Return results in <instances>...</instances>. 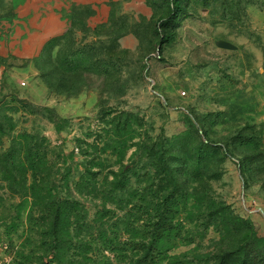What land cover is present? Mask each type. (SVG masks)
I'll return each instance as SVG.
<instances>
[{"label":"rangeland","instance_id":"1","mask_svg":"<svg viewBox=\"0 0 264 264\" xmlns=\"http://www.w3.org/2000/svg\"><path fill=\"white\" fill-rule=\"evenodd\" d=\"M181 3L165 29L169 0H0V264H239L235 218L264 238V0Z\"/></svg>","mask_w":264,"mask_h":264},{"label":"trees","instance_id":"2","mask_svg":"<svg viewBox=\"0 0 264 264\" xmlns=\"http://www.w3.org/2000/svg\"><path fill=\"white\" fill-rule=\"evenodd\" d=\"M169 1H170V11H169L168 18L165 21H162L160 23V27L161 28L163 27L165 29H168L174 23L175 18L177 17L178 13L182 12L181 0H169ZM64 37H65V35L50 41L47 44V48L45 50L47 51L48 47L55 44L56 42H58L60 39H62ZM166 43H168V40L166 38H163L162 44H166ZM56 46L57 45H55V47ZM86 56H87V52L82 51V50L77 51L72 56V60L70 63L76 66L79 64V61ZM123 130H125V131L127 130V123H126V126L123 128ZM114 132H120V129H117ZM262 139H263V136H262ZM245 142L247 144L258 145L259 147L261 146V148L264 149L263 145H262L263 144L262 141L260 142L254 136L246 138ZM208 148H209L208 145L202 144L200 152L204 153V150H206ZM215 148L219 149V147H217V146ZM15 155H16L15 152H13L12 154H7L8 158H6L7 159L6 163L12 164L11 161L15 160V157H14ZM30 155H36V154H33V152L30 151L28 153V156H30ZM260 155H264V152ZM40 162L41 161H40V159H38V156H37L36 159H34V162L32 164V170L31 171H33L35 176H38V173L41 175V172H39L40 168H41ZM160 162H162L163 165L167 167L166 173H167L168 177L171 178L172 175H171V171L169 170L170 168L168 166V161L166 159V153H164L163 156L160 157ZM130 177H136V174H131ZM184 198H185V191L181 187L175 186L172 193L166 196V201L168 203L167 207H172V206L177 207L180 203L178 199L183 200ZM168 210H167V212H168ZM169 215H170V213H169ZM64 216L65 215L62 213L59 215V220H58L59 223L60 222L64 223L63 219H62V218H64ZM235 219H236V222H234V225L238 226L240 229H243L249 237L247 240L248 246H246L242 252H240L239 254H236V255H239V257H238L239 264H252V261H254L253 264H257L258 262L261 264H264V238L262 240L257 239L258 233H257L255 225L252 222H250L248 220L241 219V218H235ZM171 227L172 226L169 225V222H167V219H165L161 224H159V227L156 229V233L158 234L159 232H163L165 235H170V234H172V228ZM157 241H158L157 243L161 242L160 237L157 239ZM153 245H156V243H153ZM251 257L253 259H251ZM153 259L154 258L152 257V253L148 251L138 263L139 264H148V263L154 261ZM224 261H226V260H222L220 262V264H225L226 262H224Z\"/></svg>","mask_w":264,"mask_h":264},{"label":"crops","instance_id":"3","mask_svg":"<svg viewBox=\"0 0 264 264\" xmlns=\"http://www.w3.org/2000/svg\"><path fill=\"white\" fill-rule=\"evenodd\" d=\"M65 30V22L61 17L52 14L48 15L41 22V32L45 41L61 34ZM264 60V58H263ZM259 76L253 75L254 86L249 87L252 90L251 97L255 98L254 110L250 119L254 125H260L263 130V148H264V66L259 68Z\"/></svg>","mask_w":264,"mask_h":264}]
</instances>
